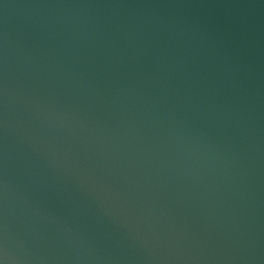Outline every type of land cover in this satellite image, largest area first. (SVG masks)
Listing matches in <instances>:
<instances>
[{"label":"water","instance_id":"1","mask_svg":"<svg viewBox=\"0 0 264 264\" xmlns=\"http://www.w3.org/2000/svg\"><path fill=\"white\" fill-rule=\"evenodd\" d=\"M0 264H264V0H0Z\"/></svg>","mask_w":264,"mask_h":264}]
</instances>
